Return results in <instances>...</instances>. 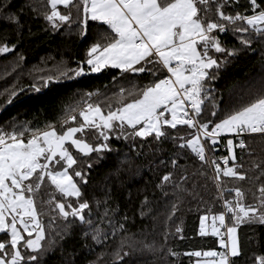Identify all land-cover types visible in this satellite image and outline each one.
Returning a JSON list of instances; mask_svg holds the SVG:
<instances>
[{
    "label": "snow or ice",
    "instance_id": "1",
    "mask_svg": "<svg viewBox=\"0 0 264 264\" xmlns=\"http://www.w3.org/2000/svg\"><path fill=\"white\" fill-rule=\"evenodd\" d=\"M47 5L50 10L44 13V19L53 30L61 26L72 29L75 24L83 36L89 21L106 26L103 43L94 42L87 51L85 63L90 72L118 69L121 74H143L140 78L146 77L148 82L121 88L101 102H93V93H86L82 104L65 109L60 131L53 124L40 128L13 122L9 129L0 127V264H42L41 258L53 241L47 246L42 243L46 233L37 210L38 194H47L46 202L67 221L63 232L79 222L92 229L91 239L97 243L115 235V230L109 233L100 224L93 226L90 204L81 199V185H86L88 178L85 169L78 166L84 163L91 169L92 160L113 151L109 144L112 139L131 141L133 151L146 144L158 150L171 144L172 154L167 161L161 159V164L182 170L185 165L178 161L194 155L202 168L211 169L215 199L221 207L216 213L208 209L210 214L199 217L198 235L216 238L219 250H195L183 255L199 258L195 264H240L235 259L241 256L238 229L245 224L264 225V183L246 193L241 187L228 186L227 180L246 179L241 171L243 157L252 152L245 138L258 134L264 139V75L250 90L253 99L241 104L228 101L218 105L207 83L216 79L227 57L251 49L253 39L264 42V4L246 0L243 11L237 10L241 0H47ZM248 10L250 14H245ZM20 17L10 10L7 0H0V21L19 29ZM229 31L238 34L240 49H228L222 43L221 34ZM14 49L15 45L0 43V54ZM215 54L225 55L220 58ZM83 74V66H78L61 70L59 77L71 80ZM41 79L40 86L47 87L58 77ZM40 86L32 84L31 88L38 92ZM16 95L17 90L10 91L5 102L10 104ZM221 138H226L228 152V156L219 158L223 167L212 155ZM235 149L241 150L239 163ZM88 157L92 159H83ZM261 165L264 161L254 162L252 168H259L264 175ZM173 174L169 171L162 175L157 187L172 184L179 200L181 194H187L183 186L187 177L181 171L180 180L173 181ZM46 182L50 189L42 193ZM52 192L63 199L57 201ZM248 195L251 202H246ZM101 203L104 209L100 220H107L111 227L110 209L106 200L97 201V208ZM175 211L174 203L172 214ZM119 229L123 231L124 225ZM182 232L176 225L175 233ZM125 247L135 250L131 238L121 240L120 251L115 253L117 261L129 255L126 251L121 255ZM169 254L179 255L171 250ZM254 264H264V256H256Z\"/></svg>",
    "mask_w": 264,
    "mask_h": 264
},
{
    "label": "trees",
    "instance_id": "2",
    "mask_svg": "<svg viewBox=\"0 0 264 264\" xmlns=\"http://www.w3.org/2000/svg\"><path fill=\"white\" fill-rule=\"evenodd\" d=\"M7 3L13 13L21 14L22 27L16 29L0 21V43L15 45L14 51L0 54V127L9 129L13 122L40 128L53 124L60 131L65 109L82 104L87 99L86 93H93V102H101L118 93L121 88L130 89L148 82L146 77L140 78L143 74H121L118 69L111 68L99 73L88 70L85 63L87 51L94 42L103 43L101 36L106 26L89 21L86 35L83 36L75 24L72 25L75 30L68 26L53 30L44 19V13L50 10L47 0H7ZM245 3L246 0H241L237 10L243 11ZM258 3L264 4V0H258ZM59 7L65 11L62 6ZM245 14H250V10ZM237 35L229 31L221 34V41L228 49H240ZM215 55L224 58L225 54ZM78 66H83V75L71 80L59 77L61 70L76 69ZM262 75L264 42L253 39L251 49L239 50L235 56L227 57L216 79L208 82L207 87L212 96L218 98V105L228 101L246 103L253 99L250 90L258 84ZM47 76L58 79L49 82L47 87L40 86L43 83L41 77ZM32 84L40 86V90H33ZM14 89L17 95L8 104L5 101ZM101 107L104 105L101 104ZM245 139L252 152L251 156L243 157L244 167L241 171L246 173V179L227 180V183L228 186L241 187L248 193L249 190L256 191L264 183L261 170L252 168L254 162L259 164L264 161V139L258 134ZM109 144L113 151L92 160L91 169H87L84 163L78 166L84 168L87 174L88 183L81 185V199L90 204L93 226L100 224L109 233L115 230V235L97 243L91 239L92 229L79 222H75L67 233L63 232L67 221L60 218L52 210L53 206L46 202L49 198L47 194H38L37 210L41 213L40 219L46 233V240L42 243L47 246L49 241H53L41 258L42 264H124V261H130V264H194L196 257L183 253L219 250L216 238L198 235L199 217L210 214L208 209L216 213L221 207V202L215 199L211 169L207 166L202 168L194 155L191 159L178 161L185 165L182 170H173L168 163L161 164V159L167 161L172 154L171 144L163 145L159 150L155 145L146 144L142 148L137 146L135 151L129 147L131 141L112 139ZM217 149L212 154L215 158L228 156L225 138H221ZM235 152L239 163L241 150L235 149ZM83 159L87 161L92 158ZM169 171L174 172L173 181L180 180L181 171L187 177L183 181L187 194H181L179 200L173 194L172 184H165L163 189L157 187L162 175ZM258 176L259 179H256ZM49 189L50 185L46 182L42 186V193ZM51 194L57 201L63 199L58 193ZM105 200L113 222L111 227L107 220H100L104 204L101 203L97 208V201ZM246 202H251L250 195L246 196ZM174 203L176 211L172 214ZM87 213L88 210H85L86 218ZM120 224L124 225L123 231L119 229ZM176 225L183 229L182 234L175 233ZM180 235L184 238L180 239ZM238 237L241 256L235 259L240 264H254L256 256H264V225H241ZM127 238L134 242L135 250L125 247L121 255L125 251L129 255L117 261L115 253L120 251L121 240ZM145 244L152 247L145 248ZM169 250L179 255L171 256Z\"/></svg>",
    "mask_w": 264,
    "mask_h": 264
},
{
    "label": "built area",
    "instance_id": "3",
    "mask_svg": "<svg viewBox=\"0 0 264 264\" xmlns=\"http://www.w3.org/2000/svg\"><path fill=\"white\" fill-rule=\"evenodd\" d=\"M220 158V157H219ZM219 158L217 159L218 160V162H221L220 160H219ZM221 164H222V162H221ZM222 167H223V164H222Z\"/></svg>",
    "mask_w": 264,
    "mask_h": 264
},
{
    "label": "rangeland",
    "instance_id": "4",
    "mask_svg": "<svg viewBox=\"0 0 264 264\" xmlns=\"http://www.w3.org/2000/svg\"><path fill=\"white\" fill-rule=\"evenodd\" d=\"M225 139H226V138H225ZM220 141H221V139H220ZM197 259H199V258H196L195 261H196ZM195 261H194V264H195Z\"/></svg>",
    "mask_w": 264,
    "mask_h": 264
},
{
    "label": "crops",
    "instance_id": "5",
    "mask_svg": "<svg viewBox=\"0 0 264 264\" xmlns=\"http://www.w3.org/2000/svg\"><path fill=\"white\" fill-rule=\"evenodd\" d=\"M105 69V68H104ZM102 71V70H101Z\"/></svg>",
    "mask_w": 264,
    "mask_h": 264
}]
</instances>
